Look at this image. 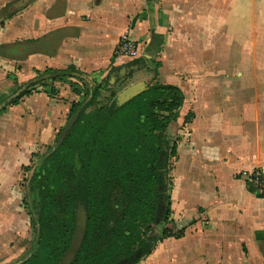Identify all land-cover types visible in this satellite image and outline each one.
<instances>
[{
  "label": "crops",
  "instance_id": "1",
  "mask_svg": "<svg viewBox=\"0 0 264 264\" xmlns=\"http://www.w3.org/2000/svg\"><path fill=\"white\" fill-rule=\"evenodd\" d=\"M122 36L137 44V59L113 56ZM70 68L76 71L71 78L30 87L47 70ZM164 75L182 92V108L192 107L201 122H194L182 150L188 171L203 168L214 185L209 200L193 205L195 217L183 224L175 217L183 237L158 243L139 264H264V199L235 178L256 168L264 174V96L257 97L264 94V0H0V108L19 91L30 92L0 112V264L20 251L26 229L17 175L34 150L48 144L62 114L82 101L71 86L142 90L163 85ZM224 78L232 88L248 79L259 104L248 115L246 103L231 102L235 118L220 126L233 130L220 135L215 159L199 160L198 148L209 141L203 109L216 104ZM9 157L15 159L12 182L5 172ZM188 239L192 243H183Z\"/></svg>",
  "mask_w": 264,
  "mask_h": 264
},
{
  "label": "trees",
  "instance_id": "2",
  "mask_svg": "<svg viewBox=\"0 0 264 264\" xmlns=\"http://www.w3.org/2000/svg\"><path fill=\"white\" fill-rule=\"evenodd\" d=\"M75 74L73 68L47 70L30 87ZM29 94L19 91L5 101L0 112ZM89 94L91 103L96 102L100 88ZM83 97L72 104L68 116L87 101V93ZM183 103L178 88L155 85L120 108L113 103L88 115L81 112L44 169L39 207L33 215L34 246L29 258L17 264H60L72 242L79 208L85 212L86 228L70 264H139L158 243L182 238L185 229L177 230L170 219L169 161L176 157V150L166 131L179 118ZM127 130L133 135L131 143L118 138ZM108 140L119 166L118 176L109 169L103 175L88 171L93 154Z\"/></svg>",
  "mask_w": 264,
  "mask_h": 264
},
{
  "label": "rangeland",
  "instance_id": "3",
  "mask_svg": "<svg viewBox=\"0 0 264 264\" xmlns=\"http://www.w3.org/2000/svg\"><path fill=\"white\" fill-rule=\"evenodd\" d=\"M21 5L22 4H16V7L19 8L21 7ZM151 69H153V67H151ZM117 77L119 76L117 75ZM119 79L120 78H116L117 81ZM177 79L182 81H185V79L188 81L190 80V78H184V77L181 78L178 77ZM227 81L228 78L223 79L222 92L220 91L219 93H217L218 96L214 98L216 104L211 108L205 107L203 109L204 116L206 117V119L203 120V127L207 130L206 135L209 137V141L206 142L203 146H201V148H198L197 154L198 153L201 154V155L200 154L197 155L199 160L209 159L210 162L212 159H215L217 151L219 150L218 147L223 141L220 135L225 136L227 132L233 130L228 126H225V128H222L220 126V121H228V120L232 121L235 118V116H232L230 114L229 106L231 102L236 100L237 102L246 103L245 106L248 107L247 108L248 115L253 114L254 109L256 108L255 105L259 104V102H256L254 100L255 94H253L251 92V89H249L250 83L248 82V79H245L241 82V86H240L241 88H232ZM162 82L163 85H168V83H172V80L169 78L168 75H164L162 77ZM48 85L51 86V84L48 83L45 86ZM97 87H99L100 90L102 91L104 90L105 94H103V97H101V93H100L98 97L99 100L97 99L96 102L94 100V103L93 102L91 103L92 98L89 92H92L93 89ZM110 87L113 86L110 85ZM148 87L150 86H146L141 93L132 97L125 104L129 103L137 96L146 92L148 90ZM71 89L76 94H81L80 101L83 100L84 98L83 94L87 93V101L79 106V108L81 109L80 113L84 112L85 114L88 115L98 107L104 105L111 106L113 103L117 108H120L125 105L123 104L121 106H118L116 101L118 94L121 93L118 92V90H120V86L115 87L114 89L113 88L107 89V85L103 86V84H95L93 86L92 85L90 86L87 84L84 85L82 83V85L80 86L79 84L76 85L75 83L71 86ZM35 90L36 89H34V92ZM48 91H49L48 94H50V91H53V89L52 90L50 89ZM263 96H264L263 93L262 95H257V97H262V98ZM238 97L240 100L238 99ZM190 104L192 103L189 102V105ZM80 113L78 115L76 122L79 119ZM67 114L68 112L62 114V117L60 118L61 123H59L58 127L54 129V132L50 140L48 141V144L37 147L34 150L33 155L29 156L28 161L21 167L17 175L18 177L16 183L18 184V189L22 194L21 208L23 210V214L26 217L27 223H26V229L23 239L21 240L19 245L20 251H17V253H15L14 256L9 259L10 261L8 264H17L27 260L33 249L35 242L34 216L36 215L37 208L39 207L38 188L44 182L43 179L46 173L44 169L49 167V160L51 159V154L59 147L57 143L58 137L60 136L63 129L67 126L69 120L74 115L73 114L72 116H68ZM216 119L219 123L218 130H217ZM195 121H198L196 125L201 124L200 119L197 118V115L195 111L192 109V107H188L186 109L182 108L180 109L179 118L177 119V121L172 123L166 131V136L169 139L170 146L171 147L174 146L176 150V157L170 159L169 161L170 172L168 174V181H169L168 183L171 186V190L174 189L173 197H171V192H170V198H171L170 219L173 220L174 223H176L175 222L176 216H179L178 220L179 222L182 221L181 224H183L184 222L183 220L186 219L191 220L193 217H195L196 212L192 211L193 205H197L202 203V201L209 200V197L207 196L209 195L210 192H212V186L214 185V184H210V179H208V177L204 173V170H201L203 168L201 169L194 168L195 171L194 170L188 171V167L186 165L187 157L185 156L184 151L182 150L187 148L191 143V139L193 136V128H194L193 124ZM132 137L133 135L131 134L130 130L122 131L121 133L118 134V138L126 143H131ZM228 140L229 142L235 141L234 138H230V137H228ZM111 144L112 142L108 140L107 143H105V145L102 148H100L98 151H96L93 154V157L89 162V167H88L89 172H92L95 175H103L105 170L109 169L112 170L117 176L120 175L119 166L116 163L114 155L112 156V151L110 148ZM9 160L10 162L7 160L8 163H6L7 167L5 168L7 169L5 170V172L8 180L12 182L14 178V164L12 163L15 159H11L9 157ZM78 167H80V164H78ZM8 169L9 171H7ZM256 169L262 171V169L260 168H256ZM243 174L245 173L235 175V178L240 180V176H242ZM217 186L221 187L223 190H231L228 188L226 184L224 183L222 184L219 181H217ZM233 192H235V190H233ZM206 193L207 195H205ZM234 194L237 193L235 192ZM236 199H237L236 195L230 197L231 201H235ZM196 209L197 207H195V210ZM79 210H83V208H79L76 212V215ZM197 210L201 214L204 213V210L202 209H197ZM184 211L185 214L181 217ZM189 222L190 221H186L185 223H189ZM203 223L206 224L207 222L204 221ZM203 235H204L203 238H207L205 234ZM188 237H190V235ZM192 238H195V235H193ZM183 243L188 245L192 243V239L185 240Z\"/></svg>",
  "mask_w": 264,
  "mask_h": 264
},
{
  "label": "water",
  "instance_id": "4",
  "mask_svg": "<svg viewBox=\"0 0 264 264\" xmlns=\"http://www.w3.org/2000/svg\"><path fill=\"white\" fill-rule=\"evenodd\" d=\"M23 1H29V0H23ZM143 90H144V88L142 90H140V89L138 90L136 87H134V88H130V89H127V90L121 92L116 99L118 106L125 104L132 97L138 95ZM80 110H81L80 108L76 110V112L74 113L72 118L69 120L67 126L61 132V134L57 140L58 145H60L62 143V141L64 140V138L67 135V133L69 132V130L75 124V122L78 118V115L80 113ZM32 173H33V171H32ZM75 222H76L75 223V233H74L72 242H71L70 247L67 250L66 254L64 255L60 264H70L80 249V246H81V243H82V240L84 237V233H85V228H86V215H85L84 210L78 211V213L76 215V221Z\"/></svg>",
  "mask_w": 264,
  "mask_h": 264
},
{
  "label": "built area",
  "instance_id": "5",
  "mask_svg": "<svg viewBox=\"0 0 264 264\" xmlns=\"http://www.w3.org/2000/svg\"><path fill=\"white\" fill-rule=\"evenodd\" d=\"M113 56L115 58H127L134 60L138 58V46L127 36H122L114 48ZM240 180L246 183L249 189L264 197V174L256 169L240 176Z\"/></svg>",
  "mask_w": 264,
  "mask_h": 264
}]
</instances>
